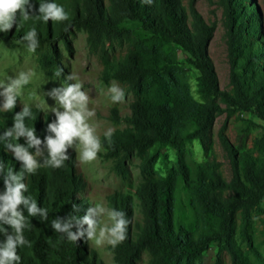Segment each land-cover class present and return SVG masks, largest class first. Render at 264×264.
Returning a JSON list of instances; mask_svg holds the SVG:
<instances>
[{"label":"trees","instance_id":"1","mask_svg":"<svg viewBox=\"0 0 264 264\" xmlns=\"http://www.w3.org/2000/svg\"><path fill=\"white\" fill-rule=\"evenodd\" d=\"M45 2L62 5L69 19L57 23L37 19L39 4ZM194 2L188 0L186 7L183 0H152L151 4L144 0H31V18L23 21L18 15L17 27L0 33V41L25 47L21 38L35 28L39 67L62 76L61 47L70 52L71 38L83 32L88 51L102 65L100 80H114L132 94L128 114L121 116L112 107L108 116L124 128L113 131L111 143L105 136L100 138L118 166L133 156L139 160L141 180L130 186L131 191L109 196L110 208L124 211L130 221L125 241L115 248L108 246L116 264H139L142 254L147 255V264H202L213 244L214 264H225L224 254L229 264H264L249 231L252 215L259 214L264 234V125L261 135L252 140L257 154L234 149L218 133L229 160L228 180L216 159L213 137L215 119L222 112H251L264 121L261 19L252 0H222L230 91H220L208 54L214 25L203 20ZM185 65L196 72L194 90ZM21 110L16 106L0 114V134L12 126L13 116ZM31 110L32 117L25 123L43 139L47 123L55 117ZM194 142L202 152L201 161L187 159L194 154ZM164 149L174 152V161L162 174L156 164L161 159L166 165ZM68 155L64 167H41L25 178L26 195L48 209L49 222L28 217L31 228L24 235L31 247L18 250L21 264H103L88 241L69 242L50 226L53 218L70 214L73 204L79 206V216L89 208L86 198L77 197L83 180L70 149ZM0 160L6 168L19 171V163L3 143ZM3 188L0 178V192Z\"/></svg>","mask_w":264,"mask_h":264},{"label":"clouds","instance_id":"2","mask_svg":"<svg viewBox=\"0 0 264 264\" xmlns=\"http://www.w3.org/2000/svg\"><path fill=\"white\" fill-rule=\"evenodd\" d=\"M151 4L152 0H144ZM33 9L31 0H0V33H9L17 27V17L27 21ZM37 19L44 23L64 22L69 14L62 5L55 2L39 4ZM38 34L35 28L30 29L21 38L29 53H35L39 47ZM33 74L20 72L15 78L9 76L0 80V109L11 112L17 106V98L21 89L27 85ZM57 76L60 73H56ZM68 81H76L74 74L68 75ZM79 82L68 83L66 86L52 88L46 95L55 101L51 108L54 119L47 123L46 135L41 139L34 128L28 127L26 119L32 117L28 104L13 116L11 127L5 128L0 134L6 152L19 163V171L5 167L0 160V178L3 179V191L0 192V264H21L22 258L18 250L31 242L25 237V230H30L28 217H39L42 223L49 222L47 208L40 207L28 193V185L24 182L27 176L35 175L41 167L59 169L65 166L70 158L68 149L78 152L81 164H88L97 159L102 150V142L96 134V128L89 123L95 111L89 109V93ZM112 103H122L125 93L118 85L108 89ZM113 130L108 129L104 136L111 143ZM23 139V143H19ZM42 161V162H41ZM80 211L78 205H72V212L66 217H55L50 221L54 232L61 234L69 242L94 241L97 247L104 244L113 248L125 241L130 221L122 210L106 209L102 204H92L83 216L76 215ZM27 213V216L25 215ZM107 215L110 224H101V217ZM86 226V227H85ZM75 229V230H74Z\"/></svg>","mask_w":264,"mask_h":264},{"label":"rangeland","instance_id":"3","mask_svg":"<svg viewBox=\"0 0 264 264\" xmlns=\"http://www.w3.org/2000/svg\"><path fill=\"white\" fill-rule=\"evenodd\" d=\"M252 1H254L255 8L259 12L261 31L264 36V0ZM183 4L187 7L188 0H183ZM194 8L206 23L214 25L213 37L208 46V54L214 65L219 90L230 91L224 3L222 0H195ZM117 51H120V49L117 48ZM61 55L62 76H56L54 73H47L41 70L36 61V53H29L25 47H14L10 41H0V80H4L9 76L15 78L20 72H31L33 74L30 82L20 90L21 95L17 98V106L23 107L28 104L31 108L52 114L51 108L55 107L56 104L46 93L52 88L79 82L83 85L82 90L89 93V109L95 111V116L91 118L89 123L96 128V134L101 138L108 129L115 131L116 129L124 128V124H114L109 119V112L112 107H117L121 116L128 114L129 103L132 101L133 96L122 84L114 80L108 83L100 80L102 65L99 58L88 51L85 34L76 32L71 38V51L69 52L61 47ZM262 64L263 61L260 60V65ZM185 68L188 70L194 90L196 72L187 65H185ZM70 74H74L77 80H66L65 78ZM113 84L123 89L125 93L124 102H111L108 89ZM2 102L3 97H0V103ZM3 112L0 109V114ZM263 125L264 121L262 119L246 111L237 110L230 115L227 112H222L216 117L213 126L214 149L216 159L220 163V168L227 180L231 176V170L228 157L218 138V133L221 132L234 149L253 150L254 154H257L252 148V140L261 135ZM69 149L75 157L76 171L83 180V189L77 193V197L86 198L89 207L92 204H102L106 209L110 210L109 196L113 192L131 191L130 186L136 185L141 180L138 168L139 160L134 156L126 161L124 160L122 166H118L115 163V159L110 158L106 153L105 147L102 146V150L98 153L96 160L88 164H81L78 160V152L74 148ZM192 149L194 154L192 157L188 156L187 159L193 158V160L201 161L203 156L197 142L192 144ZM163 151L167 152L168 155L166 165L163 164L161 159H158L156 164L157 170L162 174L174 161V152L171 149H164ZM262 206L264 207V201ZM137 210L138 208L135 209L136 218L138 217ZM260 218L261 215L259 214L252 215L249 231L257 249L264 258V234H262L263 225ZM101 224H110L106 214L101 217ZM88 246L97 252V257L100 258L103 264H116L108 248L109 245L104 244L97 247L94 241H88ZM215 254L216 246L213 244L205 252L202 264H214ZM223 260L225 264H229V257L226 254H224ZM139 264H147L146 254H142Z\"/></svg>","mask_w":264,"mask_h":264}]
</instances>
